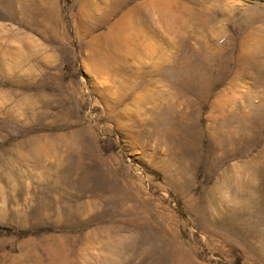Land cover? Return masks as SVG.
I'll return each instance as SVG.
<instances>
[{
    "label": "rangeland",
    "instance_id": "obj_1",
    "mask_svg": "<svg viewBox=\"0 0 264 264\" xmlns=\"http://www.w3.org/2000/svg\"><path fill=\"white\" fill-rule=\"evenodd\" d=\"M0 264H264V0H0Z\"/></svg>",
    "mask_w": 264,
    "mask_h": 264
},
{
    "label": "bare ground",
    "instance_id": "obj_2",
    "mask_svg": "<svg viewBox=\"0 0 264 264\" xmlns=\"http://www.w3.org/2000/svg\"><path fill=\"white\" fill-rule=\"evenodd\" d=\"M121 1H118V3L116 4V7L115 8H110V10L108 11V13L109 14H115L119 9H120V7H121ZM143 6V5H142ZM142 7H141V5H137L136 7H135V13H137V15L138 16H141L142 15V11L140 10ZM145 8V7H144ZM153 8V7H152ZM138 10V11H137ZM140 10V11H139ZM143 11H144V9H143ZM139 18V17H138ZM178 77V76H177Z\"/></svg>",
    "mask_w": 264,
    "mask_h": 264
}]
</instances>
